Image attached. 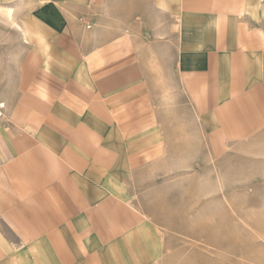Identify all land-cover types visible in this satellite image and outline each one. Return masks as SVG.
<instances>
[{"label": "crops", "instance_id": "0c3cea01", "mask_svg": "<svg viewBox=\"0 0 264 264\" xmlns=\"http://www.w3.org/2000/svg\"><path fill=\"white\" fill-rule=\"evenodd\" d=\"M25 1L0 264H159L164 193L264 173V0Z\"/></svg>", "mask_w": 264, "mask_h": 264}, {"label": "rangeland", "instance_id": "374dc122", "mask_svg": "<svg viewBox=\"0 0 264 264\" xmlns=\"http://www.w3.org/2000/svg\"><path fill=\"white\" fill-rule=\"evenodd\" d=\"M29 7L0 0L2 63L27 41ZM249 171L220 177V186L194 177L191 190L164 193L154 215L163 240L159 264H264V173Z\"/></svg>", "mask_w": 264, "mask_h": 264}]
</instances>
